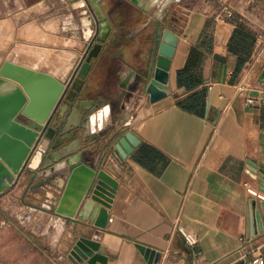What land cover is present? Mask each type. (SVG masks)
<instances>
[{"label": "crops", "instance_id": "1", "mask_svg": "<svg viewBox=\"0 0 264 264\" xmlns=\"http://www.w3.org/2000/svg\"><path fill=\"white\" fill-rule=\"evenodd\" d=\"M91 1L101 18L95 60L81 65L57 113L29 126L38 142L0 193V264H74L81 238L97 249L77 264H149L139 246L156 264L264 255V231L246 237L251 210L264 226V194L246 168L264 162V104L255 102L264 0ZM165 31L177 38L168 71L156 66ZM108 112L109 125L91 135L85 121L95 113L100 128ZM128 132L137 145L121 159L115 146ZM98 171L116 184L103 229L77 220Z\"/></svg>", "mask_w": 264, "mask_h": 264}, {"label": "rangeland", "instance_id": "2", "mask_svg": "<svg viewBox=\"0 0 264 264\" xmlns=\"http://www.w3.org/2000/svg\"><path fill=\"white\" fill-rule=\"evenodd\" d=\"M97 25L91 0H0V134L14 124L39 127L57 113L87 61ZM259 30L264 40V18ZM22 137L29 139L27 131ZM21 221L39 230L47 224L44 217Z\"/></svg>", "mask_w": 264, "mask_h": 264}, {"label": "water", "instance_id": "3", "mask_svg": "<svg viewBox=\"0 0 264 264\" xmlns=\"http://www.w3.org/2000/svg\"><path fill=\"white\" fill-rule=\"evenodd\" d=\"M95 16L98 20L95 37L98 41H101L99 37V21H101V18L99 14H95ZM176 44L177 38L171 32L165 31L162 36L156 61V66L158 69L162 71L169 70L170 60L173 56ZM91 57V55H88L86 61L87 63ZM94 114L95 113L91 114L88 118L92 117ZM108 125L109 112L103 120L102 127L97 128V130L89 131H91V133H95L96 131L103 130ZM26 131L28 133L29 139L22 137ZM38 136L39 135L37 132L15 124L12 125L9 131L2 132L0 134V193L4 192L10 185H12L17 174L26 165L27 159L32 149L35 147V142L39 138ZM136 145V138L133 134L128 132L124 134L123 137L117 142L115 150L121 159H125ZM246 168L251 178L257 181L259 191L264 194V162L257 164L247 162ZM115 187V182L107 175L105 171H98L94 189L91 195L83 203L77 216V220L85 221L90 225H94L97 228L103 229L107 223V214L105 209L109 207ZM251 205L254 206L255 204L252 202ZM261 208L264 210V203H261ZM254 221L256 228L253 226ZM262 231H264V226H262V220L259 212H253L251 210L250 216L248 217L247 239L252 238L254 234L261 233ZM96 249V244L82 239L71 248L68 258L74 264H77L82 260H86L87 256L90 257L92 255V251H95ZM139 250L141 252H145V257L149 256V264H156L158 254H156L154 258L153 253H150L149 250H144V248L140 246ZM96 259V256L92 257L89 260V263H94Z\"/></svg>", "mask_w": 264, "mask_h": 264}, {"label": "built area", "instance_id": "4", "mask_svg": "<svg viewBox=\"0 0 264 264\" xmlns=\"http://www.w3.org/2000/svg\"><path fill=\"white\" fill-rule=\"evenodd\" d=\"M231 12L229 11H224V17H231ZM220 23L224 24V19L223 18H219V16H217ZM255 102L259 103V104H264V82H262V88L258 91V96L255 99ZM91 135H93L94 133H91V131H89ZM251 239V238H250ZM250 239H247V241H249ZM248 264H264V255H262L261 251L259 248H255L254 250H252V252L250 253V260L248 261Z\"/></svg>", "mask_w": 264, "mask_h": 264}, {"label": "bare ground", "instance_id": "5", "mask_svg": "<svg viewBox=\"0 0 264 264\" xmlns=\"http://www.w3.org/2000/svg\"><path fill=\"white\" fill-rule=\"evenodd\" d=\"M157 1H159V0H137V2L139 3V4H141V5H144L145 7H148V5L149 4H153V3H155V2H157ZM148 3V4H147ZM96 14H98L97 12H96ZM85 24V26H87L88 25V23L87 22H85L84 23ZM100 28V27H99ZM90 33H91V31L90 30H88L87 32H86V37H88L89 35H90ZM102 40V39H101ZM104 40V39H103ZM95 47H98V45H96V46H94V48L92 49L91 48V50L89 51V55H91L92 56V51H94V49H95ZM96 49H98V48H96ZM86 64H87V67H88V63L87 62H85ZM86 74V73H85ZM85 76V75H84ZM83 76V77H84ZM78 78V77H77ZM47 104L50 106L51 105V103L50 102H47ZM47 105V106H48ZM48 108V107H47ZM76 120V119H75ZM101 126V125H100ZM85 128H86V130H89V129H97V123H96V127H95V125H94V123H93V117H90L88 120H86L85 121ZM44 147V145H41V148H43Z\"/></svg>", "mask_w": 264, "mask_h": 264}, {"label": "trees", "instance_id": "6", "mask_svg": "<svg viewBox=\"0 0 264 264\" xmlns=\"http://www.w3.org/2000/svg\"><path fill=\"white\" fill-rule=\"evenodd\" d=\"M103 13H104V12H103ZM93 43H94V40L92 41V44H93ZM103 47H104V46H102V48H103ZM94 60H95V59H91V60H90V62H91V63H93V62H94ZM82 92H84V87H83V86L81 87V89H80V91H79V93H78L77 97H79V96H80V94H81Z\"/></svg>", "mask_w": 264, "mask_h": 264}]
</instances>
